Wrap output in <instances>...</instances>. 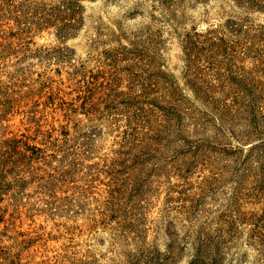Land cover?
I'll return each instance as SVG.
<instances>
[{
  "label": "rangeland",
  "instance_id": "rangeland-1",
  "mask_svg": "<svg viewBox=\"0 0 264 264\" xmlns=\"http://www.w3.org/2000/svg\"><path fill=\"white\" fill-rule=\"evenodd\" d=\"M0 264H264V0H0Z\"/></svg>",
  "mask_w": 264,
  "mask_h": 264
},
{
  "label": "trees",
  "instance_id": "trees-1",
  "mask_svg": "<svg viewBox=\"0 0 264 264\" xmlns=\"http://www.w3.org/2000/svg\"><path fill=\"white\" fill-rule=\"evenodd\" d=\"M208 34H210V32H207V35H206V39L205 40H212L211 37L208 36ZM220 41H222L221 38H219ZM195 42L192 41V39L188 38V44H194Z\"/></svg>",
  "mask_w": 264,
  "mask_h": 264
}]
</instances>
